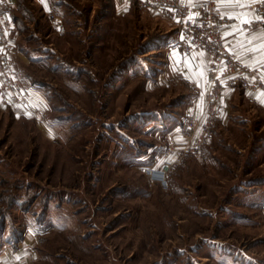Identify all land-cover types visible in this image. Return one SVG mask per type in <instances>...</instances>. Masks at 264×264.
I'll use <instances>...</instances> for the list:
<instances>
[{
  "label": "rangeland",
  "instance_id": "rangeland-1",
  "mask_svg": "<svg viewBox=\"0 0 264 264\" xmlns=\"http://www.w3.org/2000/svg\"><path fill=\"white\" fill-rule=\"evenodd\" d=\"M12 14L0 249L24 243L27 264H264V109L237 98L162 186L145 170L187 141L169 132L188 95L158 80L153 22L115 17L110 0H16ZM23 91L28 116L9 106Z\"/></svg>",
  "mask_w": 264,
  "mask_h": 264
},
{
  "label": "crops",
  "instance_id": "crops-1",
  "mask_svg": "<svg viewBox=\"0 0 264 264\" xmlns=\"http://www.w3.org/2000/svg\"><path fill=\"white\" fill-rule=\"evenodd\" d=\"M257 0H216L220 10V28L223 33V40L227 46L229 52L233 55L237 62L244 64L248 67H253L264 63V28L261 31H256L252 35H248L252 29L246 27L247 23L240 27L241 21H248L256 17L254 3ZM198 0H190L192 8L196 7ZM112 13L115 17H127L134 15L140 23L146 21H152L153 27L162 36V48L165 52V64L164 74H160L158 80H163V76L176 79L183 82L187 87L186 94L188 97L185 99L183 107L184 115L200 116L205 108L204 93L209 88V82L207 78V67L209 62L213 58V54L204 49H197L191 52H183L179 47L173 46V43L181 41L187 34L186 23L188 18L194 17L195 12L192 10L187 17H178L173 12L155 14L150 11V7L144 0H110ZM236 3L241 5H247V7H236ZM16 7V0H7V4L3 9V16L7 18L11 23L12 35L16 37V29L14 27L13 10ZM236 15L238 19L229 20L221 19V16ZM235 26L236 31H233L232 27ZM248 41L244 44V47H237L238 43ZM16 44V40H15ZM15 52V51H14ZM14 58L10 55V61ZM12 63V62H11ZM13 66V64H12ZM264 79V72L262 73ZM24 94L26 93L23 91ZM23 98L20 105H9L12 109L15 108V112L23 113L28 116L30 111L28 108L33 107L32 100L37 103V100L33 99L29 94ZM250 102L255 107L264 109V92L258 90L254 93H249L240 86H233L225 88L217 101V108L222 113V119H220L217 125H225L231 121L232 106L237 98H242ZM39 100H42V96L39 94ZM8 106V105H7ZM6 104L0 100V108H7ZM169 132L170 138L174 140L177 146L182 145L186 138L178 132L177 126H173ZM24 243H22L18 249L14 251L10 248L0 249V264H27L30 257L23 249Z\"/></svg>",
  "mask_w": 264,
  "mask_h": 264
},
{
  "label": "built area",
  "instance_id": "built-area-1",
  "mask_svg": "<svg viewBox=\"0 0 264 264\" xmlns=\"http://www.w3.org/2000/svg\"><path fill=\"white\" fill-rule=\"evenodd\" d=\"M155 14L173 12L178 17H187L192 10L194 17L188 18L186 23L187 34L173 46L179 47L183 52L204 49L213 54L207 67L209 88L204 93L205 108L200 116L185 115L178 127V132L186 137L182 147L174 149L169 146L163 157L155 159L153 166L145 171L149 178L167 185V177L172 168L181 162L188 153H201L211 135L214 124L222 119V113L217 108V101L225 88L240 86L249 93L258 90L264 92V63L259 67H248L236 61L227 49L220 28V10L216 0H198L196 7L192 8L190 0H144ZM7 0H0V96L8 94L17 100L18 93L12 86L11 65L9 55L15 49V42L9 37L11 23L3 16V9ZM255 19H264V4L257 0L254 3ZM248 29H251L246 25ZM255 27L264 28L257 24Z\"/></svg>",
  "mask_w": 264,
  "mask_h": 264
},
{
  "label": "snow or ice",
  "instance_id": "snow-or-ice-1",
  "mask_svg": "<svg viewBox=\"0 0 264 264\" xmlns=\"http://www.w3.org/2000/svg\"><path fill=\"white\" fill-rule=\"evenodd\" d=\"M260 2L262 4H264V0H260ZM241 6L247 7V5H241L240 3H236V7L237 8H240ZM225 18L226 19H229V20H236V19H238V16H236V15L221 16V19H225ZM0 23H2V21H0ZM245 23H247L248 27L252 29V31L249 32L248 35H252V33L256 32V31H261L262 30V29H257L255 27V25H257V24L264 25V19H262V20H256L255 18H253V19H249L246 22L245 21H241L240 22V27L242 28ZM229 27H232L233 28V31H236L235 26L229 25ZM246 43H248V41H243L241 43H238L237 44V47H244V44H246ZM257 67H259V65H257Z\"/></svg>",
  "mask_w": 264,
  "mask_h": 264
}]
</instances>
